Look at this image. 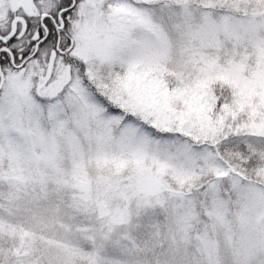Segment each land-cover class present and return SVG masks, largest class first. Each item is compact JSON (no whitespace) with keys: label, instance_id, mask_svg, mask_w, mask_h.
<instances>
[{"label":"snow or ice","instance_id":"6c2138e0","mask_svg":"<svg viewBox=\"0 0 264 264\" xmlns=\"http://www.w3.org/2000/svg\"><path fill=\"white\" fill-rule=\"evenodd\" d=\"M0 264H264V0H0Z\"/></svg>","mask_w":264,"mask_h":264}]
</instances>
